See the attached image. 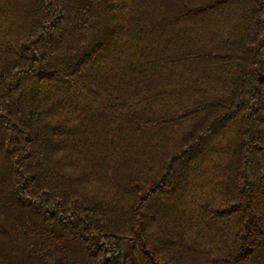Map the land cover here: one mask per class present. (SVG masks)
Listing matches in <instances>:
<instances>
[{
  "label": "trees",
  "instance_id": "1",
  "mask_svg": "<svg viewBox=\"0 0 264 264\" xmlns=\"http://www.w3.org/2000/svg\"><path fill=\"white\" fill-rule=\"evenodd\" d=\"M0 264H264V0H0Z\"/></svg>",
  "mask_w": 264,
  "mask_h": 264
}]
</instances>
